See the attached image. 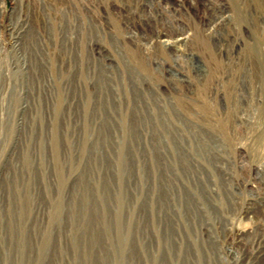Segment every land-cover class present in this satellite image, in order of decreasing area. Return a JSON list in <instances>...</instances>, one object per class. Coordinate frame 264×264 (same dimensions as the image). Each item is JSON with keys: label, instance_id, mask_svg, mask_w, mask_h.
Listing matches in <instances>:
<instances>
[{"label": "rangeland", "instance_id": "374dc122", "mask_svg": "<svg viewBox=\"0 0 264 264\" xmlns=\"http://www.w3.org/2000/svg\"><path fill=\"white\" fill-rule=\"evenodd\" d=\"M256 168L264 0H0V264H264Z\"/></svg>", "mask_w": 264, "mask_h": 264}, {"label": "built area", "instance_id": "2783aa9c", "mask_svg": "<svg viewBox=\"0 0 264 264\" xmlns=\"http://www.w3.org/2000/svg\"><path fill=\"white\" fill-rule=\"evenodd\" d=\"M245 164H242L241 165V169H244V166ZM254 173L253 175V178L251 177L252 176V173L250 174V189H254L255 191L258 190V186L259 187H263L264 188V170L263 169H259V168H256L254 171H252Z\"/></svg>", "mask_w": 264, "mask_h": 264}]
</instances>
